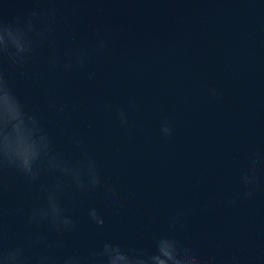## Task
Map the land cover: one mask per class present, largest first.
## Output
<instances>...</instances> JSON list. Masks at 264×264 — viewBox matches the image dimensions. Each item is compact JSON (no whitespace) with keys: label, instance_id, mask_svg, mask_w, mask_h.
<instances>
[{"label":"water","instance_id":"water-1","mask_svg":"<svg viewBox=\"0 0 264 264\" xmlns=\"http://www.w3.org/2000/svg\"><path fill=\"white\" fill-rule=\"evenodd\" d=\"M4 6L15 15L36 5L20 0ZM62 6L80 13L57 26V55L73 45L91 49L95 28L111 32L109 48L91 53L88 70L95 79L81 70H51L47 48L29 66L31 81L15 68L8 72L17 93L30 97L29 107L44 117L58 149L77 158L69 137H79L121 200L113 206L102 190L89 192L71 212L78 229L61 236L25 224L34 194L54 175L34 184L9 176L6 243L42 231L65 239L68 251L86 252L108 239L150 248L152 235L167 231L169 217L188 208L196 211L178 235L202 255L228 257L243 249L245 264H264V0H81ZM207 86L220 97L209 96ZM46 95L61 111L48 109ZM107 104L128 110L135 127L122 128ZM165 118L175 130L166 140L159 133ZM250 157L260 158L259 186L245 200L239 177ZM226 198L235 203L224 205ZM89 207L104 216L103 228L89 221Z\"/></svg>","mask_w":264,"mask_h":264},{"label":"clouds","instance_id":"clouds-1","mask_svg":"<svg viewBox=\"0 0 264 264\" xmlns=\"http://www.w3.org/2000/svg\"><path fill=\"white\" fill-rule=\"evenodd\" d=\"M18 2L20 0H4L0 4V264H245L243 249L228 257L204 256L183 240L178 233L187 228L189 213L196 211L188 208H178L169 217L167 231L154 233L150 248L108 239L86 252L68 251L69 244L65 239H49L42 231H28L22 240L6 243L3 197L9 176L21 177L34 184L45 174L54 175L50 183L41 184L40 191L34 194L36 203L26 212L25 224L45 226L61 236L78 229V220L71 212L89 192L102 190L104 199L113 206H118L121 200L117 188L105 183L97 159L79 137L75 134L69 137L79 153L77 158L58 149L44 117L29 107L30 97H21L17 93L8 72V68H15L18 77L31 81L34 73L29 71V66L34 65L47 48L51 51L46 63L51 70H81L88 80H94L95 71L88 70L92 64L91 53L109 48L111 32L106 28H95L91 49L73 45L66 47L62 55H57V26L68 25L69 13L72 16L80 13L78 7L66 9L62 5L78 4L81 0H32L36 6L9 15L4 5ZM206 91L211 97L221 95L212 86H207ZM45 99L48 109L61 111L54 97L46 95ZM129 106L136 108L135 101H130ZM105 107L114 111L122 128L131 130L135 127L129 120L128 110L111 104ZM174 131L170 120H161L159 133L162 139L172 137ZM258 163L260 158L250 157L249 166L240 174L242 199L249 200L255 195L259 186ZM222 203L230 206L235 200L226 198ZM87 216L91 223L103 228L105 218L96 207H89Z\"/></svg>","mask_w":264,"mask_h":264}]
</instances>
